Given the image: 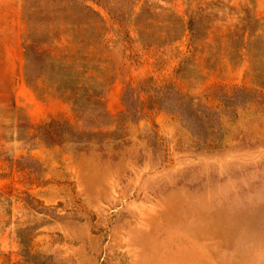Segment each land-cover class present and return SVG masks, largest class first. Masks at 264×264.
<instances>
[{
	"label": "rangeland",
	"instance_id": "obj_1",
	"mask_svg": "<svg viewBox=\"0 0 264 264\" xmlns=\"http://www.w3.org/2000/svg\"><path fill=\"white\" fill-rule=\"evenodd\" d=\"M0 264H264V0H0Z\"/></svg>",
	"mask_w": 264,
	"mask_h": 264
},
{
	"label": "trees",
	"instance_id": "obj_2",
	"mask_svg": "<svg viewBox=\"0 0 264 264\" xmlns=\"http://www.w3.org/2000/svg\"><path fill=\"white\" fill-rule=\"evenodd\" d=\"M94 15L102 20L104 19L103 15H101L100 13H94ZM29 56L30 55L27 53V58H29ZM37 56L41 60H45L46 57H51V53L40 51V52H37ZM63 57L67 59L70 57V55H63ZM86 59L90 61L93 58L87 57ZM89 65L90 63H83L82 66L85 69L94 68ZM66 66L73 68L74 66H76V62L73 61L70 64H67ZM106 78L111 79L112 77H106ZM145 83L149 87L148 89L149 91L150 90L161 91L163 89V87H154L152 84L150 85V80H145ZM53 86H54L53 88L56 90L58 96L61 99L67 102H70L73 105L74 110L77 112V115L79 116V119L90 121V119L92 118H105V117L108 118L109 117L103 91L98 92L94 84H90V83L88 84L86 82H79L69 77H62L61 79L53 83ZM132 91H134V88L132 86L127 87L125 91V105H126V108L124 111L125 116L128 115V113L131 111L130 105L128 104V96L130 92ZM149 97L152 98V96L150 95ZM157 104H160V103L157 102ZM87 108H90L94 113H96V116L95 117L84 116L86 114L85 110ZM50 125L52 124L45 125L44 130H45V134L47 135H49L52 132V129L48 127ZM65 125H66L65 123L59 124V126L67 127ZM66 129H67L66 132L69 135L76 136L75 134H73V131L69 129V127ZM57 134H60V133L57 131Z\"/></svg>",
	"mask_w": 264,
	"mask_h": 264
}]
</instances>
